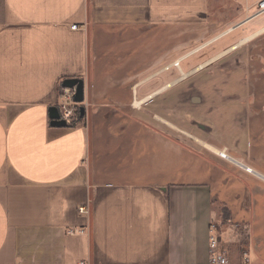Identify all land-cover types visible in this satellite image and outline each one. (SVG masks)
<instances>
[{"label": "crops", "instance_id": "obj_1", "mask_svg": "<svg viewBox=\"0 0 264 264\" xmlns=\"http://www.w3.org/2000/svg\"><path fill=\"white\" fill-rule=\"evenodd\" d=\"M257 1L0 0V264H210L211 223L229 264H264V76L183 131L147 125L142 104L169 85L138 77L179 38L263 29L244 22ZM71 77L86 114L53 127Z\"/></svg>", "mask_w": 264, "mask_h": 264}, {"label": "rangeland", "instance_id": "obj_2", "mask_svg": "<svg viewBox=\"0 0 264 264\" xmlns=\"http://www.w3.org/2000/svg\"><path fill=\"white\" fill-rule=\"evenodd\" d=\"M249 26L250 24H246L238 29L233 26L230 31L221 28L216 31L217 34L205 35L195 41L190 37L179 38L180 43L184 39L187 42L183 41L185 44L181 45L179 53L163 56L161 63L153 62L158 54L148 55L146 67L141 69L138 75L147 78L143 86L145 92L150 94L166 85L169 86L142 104L141 110L146 114L147 125L163 126L167 128L164 130H171L170 125L174 124L183 131L190 123L192 113L196 109H202L200 103L203 104L205 100H211V106H217L218 95H223L225 92L236 91L247 94L250 91L252 78L258 74L264 76V33L248 39L236 49L227 51L221 56L219 54L240 39L249 36L250 32L244 30ZM170 41L171 38L163 37L161 49L169 46ZM177 57L181 58L177 60ZM183 58L186 59L180 63ZM210 59L213 61L196 70L200 64ZM219 77H227L229 81H218ZM62 94L61 86L60 98ZM79 106H83L85 110L88 107L85 100L83 103H69L67 106L75 113L70 126L80 122L86 114L85 112L80 118ZM131 108L133 109V106ZM182 131H179L180 135L185 136Z\"/></svg>", "mask_w": 264, "mask_h": 264}, {"label": "built area", "instance_id": "obj_3", "mask_svg": "<svg viewBox=\"0 0 264 264\" xmlns=\"http://www.w3.org/2000/svg\"><path fill=\"white\" fill-rule=\"evenodd\" d=\"M264 15V0H258L252 7V11L245 18L244 22L250 21L252 19L258 18L259 16ZM72 29L77 28V24L71 26ZM63 88V87H62ZM74 94L73 88H63V94L61 95L60 101L57 103L56 107L58 109L59 118L63 119L68 125L71 124L72 117L75 113L72 112V109H68L69 103L79 104L78 102L73 101L72 97ZM69 101V102H68ZM84 102V101H83ZM80 102V103H83ZM218 155L222 158L229 160V156L226 154L225 150L218 151ZM249 170V169H247ZM78 212L80 214H87L86 206L82 205L78 207ZM69 234H83L85 231L83 229H73L70 228L67 231ZM218 229L215 223H211L209 226V247H210V264H229L228 257L225 250L219 247V237ZM240 264H249L247 252H242V261Z\"/></svg>", "mask_w": 264, "mask_h": 264}, {"label": "water", "instance_id": "obj_4", "mask_svg": "<svg viewBox=\"0 0 264 264\" xmlns=\"http://www.w3.org/2000/svg\"><path fill=\"white\" fill-rule=\"evenodd\" d=\"M61 86L63 88H73V101L75 102H83L84 101V82L82 78L71 77L65 78L61 82ZM85 109L83 106H79V116L82 118L84 116ZM48 116L50 118V125L53 127H67L68 124L59 118L58 109L56 106H51L48 108Z\"/></svg>", "mask_w": 264, "mask_h": 264}, {"label": "bare ground", "instance_id": "obj_5", "mask_svg": "<svg viewBox=\"0 0 264 264\" xmlns=\"http://www.w3.org/2000/svg\"><path fill=\"white\" fill-rule=\"evenodd\" d=\"M263 30H264V28L258 30V31L255 32L254 34H251V35H249V36H246V37L240 39L236 44H233L229 49L225 50L224 52H221V54H219V56L223 55V54H224L225 52H227V51H230V50L236 49L240 44H242L243 42L247 41V40L250 39L252 36H255L256 34H258L259 32H261V31H263ZM212 60H213V59H210V60H208V62H204L203 64H200V65L197 67V69L202 68V67L204 66V64H207V63L211 62ZM197 69H196V70H197ZM184 74H185V73H184ZM185 75H186V74H185ZM159 91H160V90H159ZM142 101H143V100H142ZM140 102H141V100H140V101L135 100L134 105L137 106V105H139ZM245 168H246V170L249 169L248 167H245ZM249 170H250V169H249Z\"/></svg>", "mask_w": 264, "mask_h": 264}]
</instances>
